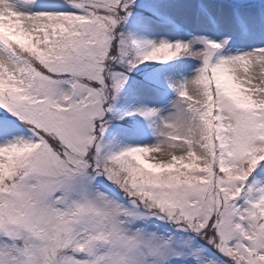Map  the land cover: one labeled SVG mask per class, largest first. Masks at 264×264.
<instances>
[{
	"label": "snow or ice",
	"instance_id": "snow-or-ice-1",
	"mask_svg": "<svg viewBox=\"0 0 264 264\" xmlns=\"http://www.w3.org/2000/svg\"><path fill=\"white\" fill-rule=\"evenodd\" d=\"M0 264H264V0H0Z\"/></svg>",
	"mask_w": 264,
	"mask_h": 264
}]
</instances>
